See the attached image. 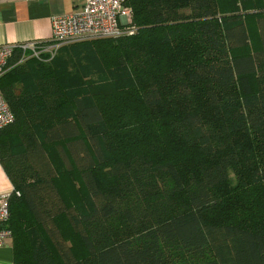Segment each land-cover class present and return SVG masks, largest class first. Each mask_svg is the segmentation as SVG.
Instances as JSON below:
<instances>
[{"label":"trees","instance_id":"obj_1","mask_svg":"<svg viewBox=\"0 0 264 264\" xmlns=\"http://www.w3.org/2000/svg\"><path fill=\"white\" fill-rule=\"evenodd\" d=\"M248 1L128 0L135 32L0 80L14 264H264V9Z\"/></svg>","mask_w":264,"mask_h":264},{"label":"built area","instance_id":"obj_2","mask_svg":"<svg viewBox=\"0 0 264 264\" xmlns=\"http://www.w3.org/2000/svg\"><path fill=\"white\" fill-rule=\"evenodd\" d=\"M128 0H86L85 6L75 13L52 18L51 42L31 41L0 45V80L15 66L30 59L42 60L45 54L53 59L57 51L68 45L107 38H116L135 32L132 10ZM17 59L10 64L11 59ZM14 115L0 90V131L12 124ZM13 192V191H12ZM0 195V247L12 238L7 228L10 216L9 200L12 195Z\"/></svg>","mask_w":264,"mask_h":264},{"label":"crops","instance_id":"obj_3","mask_svg":"<svg viewBox=\"0 0 264 264\" xmlns=\"http://www.w3.org/2000/svg\"><path fill=\"white\" fill-rule=\"evenodd\" d=\"M86 0H0V45L51 42L52 18L80 11ZM13 191L0 161V195ZM12 240V239H11ZM0 247V264H14L12 243Z\"/></svg>","mask_w":264,"mask_h":264},{"label":"rangeland","instance_id":"obj_4","mask_svg":"<svg viewBox=\"0 0 264 264\" xmlns=\"http://www.w3.org/2000/svg\"><path fill=\"white\" fill-rule=\"evenodd\" d=\"M242 2H243V0H240V4H242ZM254 9L263 10L264 9V0H249L245 4V8H242V11L248 12V11H252ZM250 17H253V15H250L248 19H250ZM249 21H255V20L250 19ZM249 25H250V37H251L250 39L252 41V45H251V47H249L250 49H248L247 51L259 48L260 47V41H261L259 31H256L254 28L256 26L252 22H250ZM76 181H77V184L80 185L77 177H76ZM67 196L72 202L77 201V196L75 195V192L70 191L67 194Z\"/></svg>","mask_w":264,"mask_h":264}]
</instances>
